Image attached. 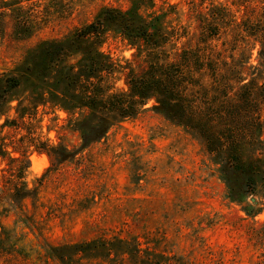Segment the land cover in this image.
Returning <instances> with one entry per match:
<instances>
[{"label":"rangeland","instance_id":"374dc122","mask_svg":"<svg viewBox=\"0 0 264 264\" xmlns=\"http://www.w3.org/2000/svg\"><path fill=\"white\" fill-rule=\"evenodd\" d=\"M218 6L230 12L228 28L211 46L229 59L251 53L257 64L264 33L236 35L230 27L243 15L264 20V0H0V144H7L0 156V264H264L263 100L262 143L238 135L245 168L227 175L201 136L158 111L155 98L83 146L62 106L64 86L21 118L18 99L27 105L29 90L8 82L31 66L41 85L50 76L43 59L76 63L89 47L77 33L106 9L160 17L165 31L187 35L181 46L199 41V18ZM106 25L101 51L127 71L142 68L152 48L141 41L134 47L114 22ZM46 42L62 49L48 54ZM125 79L124 70L119 88H128ZM13 180L30 195L14 197ZM86 243L100 246L77 248Z\"/></svg>","mask_w":264,"mask_h":264},{"label":"trees","instance_id":"16d2710c","mask_svg":"<svg viewBox=\"0 0 264 264\" xmlns=\"http://www.w3.org/2000/svg\"><path fill=\"white\" fill-rule=\"evenodd\" d=\"M217 8L210 18L203 15L204 19L199 18V41L190 45L193 39H188L181 46H178L179 40L187 35L165 31L162 23L160 25V17L148 20L137 12L104 10L77 33L79 43L87 41L89 47L76 63L43 59L50 76L45 75L41 85L33 77L31 66L27 67L24 78L17 74L10 77L8 82L14 89L26 85L29 90L27 105L18 99L20 117H32L31 111L49 94L59 96L62 85L65 91L59 92L65 97L64 104H68L62 106L71 113L74 128L81 132L83 146H87L105 136L115 123L137 116L148 100L155 98L158 111L201 136L208 150L219 160L224 173H237L245 168L240 155L242 149L236 145L238 135L247 138L249 134L257 146L262 143L264 59L261 58L264 57V45L259 50L257 64L251 62V53L248 59H235L234 56L229 59L224 51L211 46L209 40L219 35L221 29L228 28L224 24L230 12L225 7ZM108 20L128 36L132 46L141 41L152 48L145 56V65L139 70L128 67L127 71L117 60L101 51L102 41L98 40L111 29L106 25ZM232 21L230 31L233 34L245 32L259 37L264 33V20L256 21L243 15L242 20ZM158 32L161 34L157 35ZM59 44L46 42L42 47L48 54H53L58 53L55 51L58 47L62 49ZM169 44L176 46L175 49H166ZM124 70L127 89L117 86L119 74ZM1 98L0 105L4 101ZM77 109L84 111L83 118L74 117ZM256 145L254 151L261 154L263 149ZM6 154L7 144L2 143L0 156ZM255 158L260 160V157ZM260 168L264 169V166ZM15 171H12L14 177ZM14 181V197L22 191L23 198L30 195L32 191L27 185L20 189ZM88 246L100 245L78 244L77 248L84 250Z\"/></svg>","mask_w":264,"mask_h":264},{"label":"water","instance_id":"95a60500","mask_svg":"<svg viewBox=\"0 0 264 264\" xmlns=\"http://www.w3.org/2000/svg\"><path fill=\"white\" fill-rule=\"evenodd\" d=\"M254 201H256L255 198H254Z\"/></svg>","mask_w":264,"mask_h":264}]
</instances>
